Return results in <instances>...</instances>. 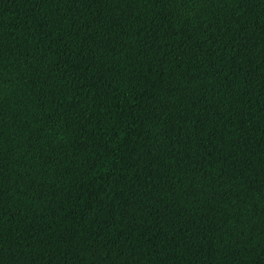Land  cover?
Segmentation results:
<instances>
[{"label": "trees", "instance_id": "obj_1", "mask_svg": "<svg viewBox=\"0 0 264 264\" xmlns=\"http://www.w3.org/2000/svg\"><path fill=\"white\" fill-rule=\"evenodd\" d=\"M0 264H264V0H0Z\"/></svg>", "mask_w": 264, "mask_h": 264}]
</instances>
